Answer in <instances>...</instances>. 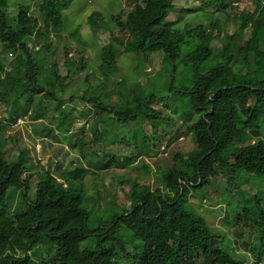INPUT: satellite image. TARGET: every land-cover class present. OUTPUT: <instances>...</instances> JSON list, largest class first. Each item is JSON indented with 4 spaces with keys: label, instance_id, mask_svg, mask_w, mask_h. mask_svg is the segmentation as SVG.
Listing matches in <instances>:
<instances>
[{
    "label": "trees",
    "instance_id": "1",
    "mask_svg": "<svg viewBox=\"0 0 264 264\" xmlns=\"http://www.w3.org/2000/svg\"><path fill=\"white\" fill-rule=\"evenodd\" d=\"M74 1L38 0L31 13L32 0H0V102L10 105L11 122L28 118L35 136L73 147L83 163L57 176L48 165L31 189L28 153L9 161L0 141V264L264 263V0H250L251 10L241 11L237 0H195L199 7L188 9H177L175 0H126L131 6L122 15L93 10L86 18L91 31L116 33L97 50L96 84L87 74L72 92L75 75L89 68L83 58L68 57V42L59 62L62 38L79 37L69 14ZM126 56L142 68L146 57L161 59L147 88L121 76L118 62ZM76 111L82 120L70 129ZM47 117L38 129L34 122ZM130 123L133 130L123 136L118 126ZM187 135L194 148L173 154L149 184L145 159ZM138 162L144 173L128 183V205L110 214L106 236L85 247L96 232L87 227L88 205H97L77 190L94 175L87 167L107 171ZM13 191L26 206L10 214L3 200ZM121 226L141 251L129 250L117 235ZM38 245L47 246L46 257H31Z\"/></svg>",
    "mask_w": 264,
    "mask_h": 264
},
{
    "label": "rangeland",
    "instance_id": "2",
    "mask_svg": "<svg viewBox=\"0 0 264 264\" xmlns=\"http://www.w3.org/2000/svg\"><path fill=\"white\" fill-rule=\"evenodd\" d=\"M9 5L14 3H29L30 0H7ZM75 0L72 2L70 6V19L71 25H78V34L79 37L69 39L67 36V41L63 37L61 40V44L58 46L57 51L59 52V62L62 61L60 54H62L61 46L63 43H67L68 57L77 60L79 58H83L84 62L88 64L86 70L75 75L73 79V83L70 85L69 89L72 92L77 88L78 77H82L84 75H89V82L93 85L96 84L97 75H96V65L98 63L97 59V50L98 48L105 43L110 34H115L116 29L111 27L110 29L101 30L98 33L94 34L89 28L86 18L93 10H100L107 16L115 15L120 13L122 15V11H126L130 9V4L126 0ZM132 1V0H130ZM38 3V0H32V12L35 13L34 5ZM107 3V4H106ZM236 11L250 9V0H237L235 3ZM174 5L177 9H188V8H197L199 7L198 3L195 0H175ZM176 17L175 13H172L168 16L169 20H174ZM69 25V26H71ZM234 24L230 23L227 25V32L234 31ZM246 38V35H245ZM215 45H217L215 43ZM135 58L125 57L123 61H119L121 68V76H134L140 82V84L147 88L149 83L146 79L149 76H152L154 71L158 69L161 65V59L157 56L155 57H146L144 59V68L137 65L134 62ZM149 75V76H148ZM77 76V77H76ZM77 78V80H76ZM10 105H5L0 102V141L3 143L4 156L9 161H14L19 151L24 150L28 153L29 162L27 166L30 168L28 171V177L30 183L28 182V187L31 189L33 185L36 184L38 178L44 179V175L40 176L37 174L42 173L43 169L48 168V165L51 166V173L54 176H57L58 173L62 172V170H70L75 166H83V163L78 160L80 157L78 153L75 152V149L63 146L62 143L53 141L49 139L47 136L38 137L35 136L32 132V122L26 118H19L15 122H11L10 119ZM73 121L69 124V128L73 129L76 125L81 122V118L79 117L78 112H73ZM85 119V118H83ZM48 121V117L44 119V121H36L35 126L39 129ZM48 127L49 124H48ZM133 130L132 124L125 127L118 126V131L122 133L123 136L128 135ZM79 138V136H74L75 139ZM88 139L91 140L90 136H87L86 141ZM115 147L114 149L120 153L129 154L130 150L127 146ZM117 148V149H116ZM194 148V143L189 135L180 136L179 138L171 141L169 143H163L159 146L158 153L156 156L152 158H146V163L150 166L151 170L147 173V179L149 184L154 186L156 180L154 177V170L159 168H165L171 164V157L173 154L177 152H188ZM58 163L59 169L55 166ZM89 172L94 171V175L84 176L81 180V184L78 182V191L84 197H93L94 202H97V205L93 206L91 204L88 205V211H90L89 219L87 222V227L90 230H96L95 234L90 236L83 245L89 248H93L95 244L98 242L99 238L102 236H106L107 233L104 232L108 229L107 226L112 221V217L110 214L114 211L120 212L121 208L126 204L128 205V201L126 199V193L128 191V183L133 180L137 175L143 174L144 170L140 167V163H135L131 167L126 169H110L107 171L97 170L95 168L87 167ZM41 177V178H40ZM245 188H247L245 186ZM30 189V191H32ZM76 189V187H75ZM104 190V191H103ZM108 192V194L105 193ZM29 199L34 200L33 195H29ZM3 205L6 208L8 213L22 211L26 202L23 198L19 197V194L15 191L8 193L3 200ZM100 207V208H98ZM200 212L207 217L210 222L215 223L219 226V219H216L211 216V213L206 212L204 210H200ZM213 215V214H212ZM214 216V215H213ZM105 227V228H102ZM107 228V229H106ZM254 230V229H252ZM102 234L100 235L99 233ZM110 232V231H107ZM245 235L249 236V231L245 230ZM253 232V231H252ZM117 235L122 239L129 241V250H135L137 247L138 251H141V245L138 241L134 240L131 236L129 229L121 226L117 229ZM251 241H255L254 237H250ZM238 256H243L244 253L240 249L236 250ZM47 255V246L46 245H38L33 249L31 253L32 258L38 257L44 258ZM122 259L120 260V262ZM245 264H259L255 262L253 258H249L246 260ZM122 264H131L129 259H124ZM264 264V263H261Z\"/></svg>",
    "mask_w": 264,
    "mask_h": 264
}]
</instances>
